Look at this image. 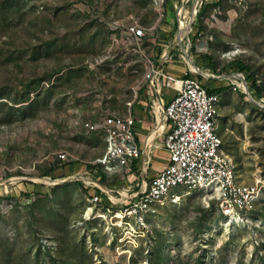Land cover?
Listing matches in <instances>:
<instances>
[{"label": "rangeland", "instance_id": "1", "mask_svg": "<svg viewBox=\"0 0 264 264\" xmlns=\"http://www.w3.org/2000/svg\"><path fill=\"white\" fill-rule=\"evenodd\" d=\"M168 5L161 19L152 0H0V264H264V108L228 78H253L264 99V0H208L190 43L169 52L176 22L164 39L168 61L187 54V66L224 90V149L242 184L262 181L245 221L226 224L215 195L180 188L138 214L89 201L100 188L118 202L128 201L119 191L137 190L138 164L106 174L104 135L88 126L128 113L147 61L165 52L159 28L178 19L180 4ZM129 24L154 30L138 44Z\"/></svg>", "mask_w": 264, "mask_h": 264}, {"label": "built area", "instance_id": "2", "mask_svg": "<svg viewBox=\"0 0 264 264\" xmlns=\"http://www.w3.org/2000/svg\"><path fill=\"white\" fill-rule=\"evenodd\" d=\"M194 1L190 19H186L185 15L186 5L190 0L178 1L180 4L177 14L178 32L185 24L187 33L183 41H178L176 34L173 49L178 45L183 48L184 43H190L193 12L196 16L197 8L208 0ZM168 2L169 0H152L161 19L167 15ZM153 30L138 24L125 26L126 33L138 44L150 38ZM162 58L163 63L169 59L167 53ZM181 58L187 62V55ZM145 70L143 82L133 89V94L137 98L139 92L147 87L148 97L153 100L149 105L153 117V126L149 135L144 140L143 146H140L135 133V119L131 115H110L104 117L99 124L89 125L90 131L101 132L105 138L106 151L97 163L106 174L115 175L125 169L131 171L133 165L141 161V171L147 173L151 165L150 154L156 148L163 149L168 154L169 162L154 177L145 178L132 194L128 189L119 191L121 198L128 201L113 200L110 190H102L93 183L92 186L100 188L101 195L93 196L89 200L90 203L98 204L104 201L113 205L126 204L127 207L124 211L120 210V213L138 214L151 211L154 206L171 196L176 198L177 190L180 188L190 192L215 195L218 211L226 224L240 225L258 201L262 191V181L255 179L252 185L242 184L235 157L224 149L219 134L221 95L210 93L198 79L192 78L191 68L182 78L174 77L165 68L150 61H147ZM228 78L234 92H241L249 103L264 108V99L257 96L250 88L245 75ZM165 90H173L176 93L169 103L164 97ZM128 106L131 108L133 102ZM161 139L162 145H157L156 141ZM61 158L67 160V155L63 154Z\"/></svg>", "mask_w": 264, "mask_h": 264}, {"label": "crops", "instance_id": "3", "mask_svg": "<svg viewBox=\"0 0 264 264\" xmlns=\"http://www.w3.org/2000/svg\"><path fill=\"white\" fill-rule=\"evenodd\" d=\"M177 4V1H172L169 2V5H171V3ZM177 16V15H176ZM167 24H171L168 26H165V24L159 28L158 30V43H157V51L159 54V51L163 52L165 51L164 46H167V43L164 39H167L169 37H171V34H174V30L173 27H175V22L178 23V19H167L166 20ZM178 25V24H177ZM186 25L183 24V26H181L180 31L177 33V40L183 41V38L185 37L186 33H187V28L185 27ZM160 39H162V41H160ZM176 43V42H175ZM170 49L169 52H172L173 50L176 49ZM166 54V51L164 53H162L160 55V60L158 61V66L163 67L167 70V72L171 75H173L176 78H182L184 73L186 71L189 70V66L186 65V63L182 62L181 60H175V61H167L166 63H163V58L162 56ZM191 68V67H190ZM193 70V69H192ZM194 72L196 70H193ZM201 77V76H200ZM207 75H202L200 82L206 86V88H208L209 90H213V89H217L219 86H217V82H210L207 83L208 78H206ZM134 95V94H133ZM176 95L175 91L173 90H165L164 92V97L167 103H169L173 97ZM221 95V94H220ZM156 99V98H155ZM153 100H151L148 97L147 94V87H145L144 89H142L139 94L138 97L135 98V96L133 97V106L131 108H129L128 113L125 115H131L133 116V118L135 119V133H136V138L138 143L140 144V146H143L144 144V140L146 139V137L149 135L152 126H153V117L149 111V105H151V102ZM131 102V103H132ZM221 105V103H220ZM121 116V115H120ZM221 121V120H220ZM220 134V131H219ZM157 145H162V139L156 141ZM151 157V171L149 173H143L141 171V161L138 162V166L136 168L137 172L139 173V176L135 179H133V183H135L136 188L140 185V183L146 178V179H150L152 177H154L158 172H160L169 162V156L168 154L163 150V149H154L152 151V153L150 154ZM133 173V171H132ZM131 176L133 177L134 174H131ZM134 178V177H133ZM134 186L131 185L128 187V190H130L131 188H133Z\"/></svg>", "mask_w": 264, "mask_h": 264}, {"label": "trees", "instance_id": "4", "mask_svg": "<svg viewBox=\"0 0 264 264\" xmlns=\"http://www.w3.org/2000/svg\"><path fill=\"white\" fill-rule=\"evenodd\" d=\"M244 69H245V68H243V67L241 68V70H244ZM250 78H251V77L249 76L248 79H250ZM199 79H201L200 76H199ZM250 80H251V85H252V86H250V88H251V89L253 88L252 90H254V91L256 92V94H258V95L260 94V95H261V93H260L261 89H260L259 87H256L254 79L251 78ZM223 91H224L223 89H213V90H209V92H210V93H213V94H215V93L220 94V93L223 92ZM260 95H259V96H260ZM136 165H137V164L133 165L132 168L135 169V168H136ZM133 169H132V171H133ZM101 180H102V179H101ZM95 192H96V193H99V190L96 189Z\"/></svg>", "mask_w": 264, "mask_h": 264}, {"label": "water", "instance_id": "5", "mask_svg": "<svg viewBox=\"0 0 264 264\" xmlns=\"http://www.w3.org/2000/svg\"><path fill=\"white\" fill-rule=\"evenodd\" d=\"M194 17H195V12H193V17H192V19H194ZM187 55V54H186ZM187 57H188V55H187ZM197 71V72H196ZM195 72L196 73H198L199 75H201L202 76V72H199L198 70H196Z\"/></svg>", "mask_w": 264, "mask_h": 264}, {"label": "bare ground", "instance_id": "6", "mask_svg": "<svg viewBox=\"0 0 264 264\" xmlns=\"http://www.w3.org/2000/svg\"><path fill=\"white\" fill-rule=\"evenodd\" d=\"M183 26V25H182ZM179 34V33H178ZM87 216H88V213H87ZM119 217V216H118Z\"/></svg>", "mask_w": 264, "mask_h": 264}]
</instances>
